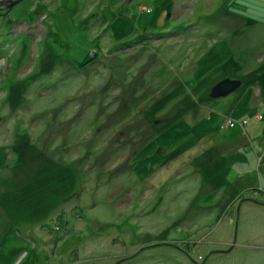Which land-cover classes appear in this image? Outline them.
Listing matches in <instances>:
<instances>
[{
	"label": "rangeland",
	"instance_id": "374dc122",
	"mask_svg": "<svg viewBox=\"0 0 264 264\" xmlns=\"http://www.w3.org/2000/svg\"><path fill=\"white\" fill-rule=\"evenodd\" d=\"M11 1L0 264H264V0Z\"/></svg>",
	"mask_w": 264,
	"mask_h": 264
},
{
	"label": "water",
	"instance_id": "95a60500",
	"mask_svg": "<svg viewBox=\"0 0 264 264\" xmlns=\"http://www.w3.org/2000/svg\"><path fill=\"white\" fill-rule=\"evenodd\" d=\"M16 1H19V0H15V1H11L9 6L11 7ZM233 84L231 83H225V82H222L220 85H219V89L222 93H218L219 94H226L228 93L229 91L232 90V88L236 85H234L233 87ZM228 87V88H227ZM216 92V91H215ZM214 95V94H213ZM216 95V94H215Z\"/></svg>",
	"mask_w": 264,
	"mask_h": 264
}]
</instances>
